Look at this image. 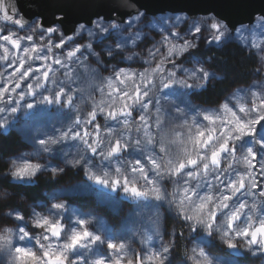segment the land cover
Listing matches in <instances>:
<instances>
[{"label":"snow or ice","instance_id":"1","mask_svg":"<svg viewBox=\"0 0 264 264\" xmlns=\"http://www.w3.org/2000/svg\"><path fill=\"white\" fill-rule=\"evenodd\" d=\"M124 6L117 0H103L99 5L101 10L96 12L94 17L74 22L70 29L73 35H66V21L62 16L46 22L42 16L36 15L31 18L28 26L38 33L42 43L34 42L31 35L22 37L0 33V40L10 44L17 52L23 53V56H13L16 63L12 65L14 71L11 74L5 78L4 73H0V105H3L0 107V114H7L0 120V130H3L0 134L7 132L8 116L14 117L17 113H23L30 120H40L53 115L48 111L52 107L59 106L58 108L63 109L62 98L69 105L72 104L73 89L68 83L73 80L72 65L78 62L84 65L89 56H97L93 49V40L104 41L119 37L114 41V45L106 48V54L113 58L120 56L128 61L133 60L132 55L125 54L130 51L129 42L135 45L137 40L141 39V33L137 31L127 37L123 33L140 22L145 13L135 4H127L128 8L136 10L128 15H121ZM0 15L5 21H11L24 28L22 21L14 19L10 14L3 0H0ZM174 19L176 22L172 24V28H178L179 24L186 20L191 21L187 36L165 28L168 35L163 36L160 42L148 50V59L145 63L149 67L144 71L135 72L120 67L113 69L111 76L106 80L97 73L100 82L95 84V87L98 89L100 84H103L109 89V94L115 88L116 81L120 84L130 82L122 90L118 100L113 97L106 105L107 118L122 124L126 130L135 128L136 132L142 135L128 138L118 135L106 140L97 135L96 139L89 140L86 137H91L93 133L86 131L81 133L76 130L81 123L77 119L55 128L51 134L36 138L28 137L33 144L39 145L38 151L53 152L51 146L60 145L61 147L55 151L57 155L62 156V163L55 166L46 163L41 168L39 163L28 162L26 156L18 157L13 163L14 174L24 183L30 182L25 178L36 177L38 172L55 177L68 170H75V173L84 178L68 189V195L85 201L94 200L97 205L109 209L115 215H119L125 201H130L133 207L128 216L122 217L124 228L106 227L94 232L88 227L91 221L84 218L89 215L88 213H74L77 218L73 225L63 220L64 213L71 204L64 202L67 198H56V202L51 204L54 211L49 212L52 219L34 213V225L44 234V241H48L42 245V253L38 255L31 250L16 249L17 258L22 259L24 264H144L145 258L137 256L129 247V242L136 235L140 236L144 244H151L154 239L161 238L160 205L168 203L172 209L173 204L166 188L161 184L165 178L176 184L183 192L174 209L177 216L183 218L191 232L199 234L207 230L210 234L209 239L199 237L204 245L213 243L216 230L220 229L225 238L224 245L227 251L223 252V258L216 261V264H243L241 260L236 259L246 255L241 251L239 242L246 243L252 253L264 252V215L255 216V222H252L253 217L249 213L256 212L257 205L254 200L249 204L248 199H245L256 195L264 198V190L254 192L258 184L252 171L255 168L253 161L256 159L254 149L257 146L264 149V102L248 110L241 107L239 112L244 113V117L238 116L229 108L230 101L224 103L222 108L225 112L231 113L232 126L221 131L218 136H213L211 130L207 136L204 131L198 130L191 139L193 146L191 152L185 149L183 153L178 151L175 155L168 150L167 145L171 143V139L163 132L159 115L163 107L161 99L175 107L178 114L186 115L185 109L192 111L188 99L191 94L206 89L210 82L220 79L195 55L186 57L192 62L191 68H185L182 61L177 62L181 56L191 53V50L198 46L197 41L201 35L206 32L211 37L207 43H214L218 48L223 47L230 40L237 39L241 32L264 30V12L254 14L247 24L242 22L235 27H230L225 19L218 15H204L200 18L178 15ZM62 29L66 31L62 32ZM56 33H61L58 42ZM84 34L89 37L88 43L69 44L74 36L83 37ZM188 36L192 38L189 39ZM173 38L182 43L174 42ZM22 40H27L28 46H22ZM161 48L165 51L162 52ZM0 49L3 50L0 61L12 63L9 60L10 49L4 44H0ZM54 49H59L60 52L55 53ZM29 59L45 62L44 68L33 69L32 64L28 63ZM157 59L158 62L153 65L151 61ZM49 60L51 64L47 63ZM168 64L171 67H167ZM53 66L66 69L63 73L66 80L58 79L55 74L56 68ZM91 71L95 73L96 70ZM49 83L53 87H47ZM101 91L104 92V88ZM169 97L172 99H168ZM98 108L101 113L105 112V107ZM153 109L156 113L154 124L159 129L158 140L157 135L150 130L153 126L149 123ZM134 111L139 113V122L133 118ZM90 115L94 120L96 111H92ZM203 119L215 123L212 115L205 114ZM56 132H59V135H56ZM246 137L252 138L253 146L247 148V155L240 160L235 156L237 148L233 141L244 140L247 143ZM67 141L74 142L72 146L76 149L75 153L65 151L63 145ZM76 141L80 143H75ZM124 153L138 155L125 158ZM165 154L168 155L166 161ZM222 154H227L230 159L228 168L233 166V162L243 163L245 171H237L227 184L216 175L215 179L220 181L217 186L219 196L215 198L213 195L200 196L196 189H199L201 184L197 183L190 187V182L201 176L206 178L214 169L219 168ZM260 155L264 157V152ZM145 159L151 165L150 169L144 166ZM113 161L119 165L114 170ZM260 170L264 174V159L260 161ZM149 172L152 175H149ZM172 195L175 198V193ZM193 196H197L198 200L192 199ZM149 208L153 209L154 216L150 218L151 224L146 232L136 233L127 228L128 224H134L137 218L143 217ZM14 212L18 213V210ZM260 212L264 213V199L261 201ZM15 220L19 222L15 225L19 231V239L23 241L30 235L31 230L23 216L17 214ZM34 235L35 233L32 234ZM130 252L132 256L129 255ZM169 253L170 247L161 245V250L147 259H155L159 264H165L168 260L166 254Z\"/></svg>","mask_w":264,"mask_h":264},{"label":"rangeland","instance_id":"2","mask_svg":"<svg viewBox=\"0 0 264 264\" xmlns=\"http://www.w3.org/2000/svg\"><path fill=\"white\" fill-rule=\"evenodd\" d=\"M182 16V17H189L187 14L183 13H164L159 15H144L142 17V20L140 22H137V24L130 29L127 32H124L123 35L125 37L129 36L130 34H135L137 31H140L141 33V39L137 40L136 44L133 45L131 42H129L128 48L130 51H128L125 55H132L133 60L128 61L126 59L121 58L120 56H117L115 58L110 57L106 54V48L108 46L114 45V41L118 39L119 37H112L111 39H107L104 41H97L93 40V49L97 53V56L99 57V62H97V56H89L87 61H85L84 65L79 64V62L75 65H72V76L73 80L68 82L71 85V88L73 91L71 92L73 96V102L71 105H69L66 101L62 98V103L64 104V108L60 109L59 106L52 107L48 111L51 112L54 115V119H51V117H44L40 120L32 119L30 120L28 117L24 116L23 113H17L15 116H8V123L6 124L7 132L14 131L17 133L20 138L23 140V143H25L26 147L23 149L19 154L16 156H12L18 159V157L26 156L28 162L36 164V163H51L52 165H56L59 163H62V156L56 154V149L60 148V145H52L53 152L51 153H45L42 157L40 155V152L38 151L39 145L33 146V143L28 137H32L34 135H38L41 131V129H48L49 134L53 133L55 128H59L63 125H67L72 123L74 120H80V125L77 126L78 131L83 132H89L93 133L91 137H86V139H96L97 135L102 139H108L112 138L118 135H122L125 138L128 137H135L137 135H142V133H137L135 128H132L130 130H126L122 124H118L115 120L108 119L107 118V107L106 105L108 103L101 104L100 102L102 100H106L108 102H111L113 97H116L117 100L119 99L120 95H122V90L128 86L130 82H125V84H120L119 81L115 82V88L111 91V94H109V89L105 86L104 87V94L101 95L100 91L95 87V84H99V79L97 78V73L99 77L104 78L105 80L111 76V73L113 69H119L120 67H125L126 69H129L131 71L135 72H142L146 68L149 67L147 63H145V60L148 59V50L153 47V45L157 44L162 40L163 36L168 35V32L165 31V28H167L169 31H178L182 35L187 36L188 29L190 27V20H186L184 23H180L178 28H172V24H174L176 21L174 17L176 16ZM203 15L197 16L195 18H200ZM169 17H172L173 19H167ZM20 15L18 17H15L14 19H20ZM21 20V19H20ZM5 20L2 18V15H0V33L3 34H15L19 36H27L31 35L33 37V41L36 43H42L40 36L37 32L32 31L30 27L27 24L22 30L19 29L20 25H17L16 27L10 24L4 23ZM39 23V22H38ZM154 25V27L152 26ZM62 32L63 29L61 30ZM61 33H56V40L59 41ZM47 37V34H45V38ZM187 38L191 39L192 37L188 36ZM174 42L182 43V41H178L175 38ZM211 37L205 32L203 35H201L197 41V47L195 49L191 50V53L185 54L184 56H181L178 59V63L181 61L183 62V66L185 68H191L192 62L190 59H187L186 57L190 55H195L202 63H204L207 68L212 71L209 66V60L207 58H203L202 56L196 54V50H200L204 47H208L213 44H209L206 41L210 40ZM89 42V37L84 34L83 37L80 36H74L73 41L71 43H80V44H86ZM229 42H235L239 46L243 47L249 52H253L257 56V72L254 77V79L251 81V83L247 86L239 87L231 91L229 94H227L221 102L217 106L208 107L201 105L193 100L190 96L189 102L192 106V111H188L185 109L186 115H180L174 111L171 110V105L165 100L161 99L160 103L163 105L160 115V120L162 122L161 128L163 132L167 133L170 129H175L180 133V140L185 141V143H170L167 145L169 149L172 151H180L185 146L188 147L190 150H192V144H187V137L191 133L194 136L196 135L197 131H204L205 135L207 136L209 133V130L212 131L213 136H218L221 131L226 130L228 127H231L232 124L230 123L232 117L230 112H225L222 108V105L226 102H229V108L233 112H236L238 116L244 117V113L239 112V109L241 107L245 108L246 110L250 109L254 105H260L262 102H264V30H255L252 32H241L238 34V38L234 40H230ZM22 46H28L27 40H22ZM0 44H4L6 47L10 49L9 53V60L12 61V63H8L7 61H0V73H4L5 78L11 74L13 69V64L16 63V61L13 59V56H23L22 52H17L15 49H12V46L10 44H7V42H4L3 40H0ZM250 45H255V47H249ZM161 51L164 52L165 49L161 48ZM55 53H59V49H54ZM3 54V50L0 49V55ZM51 55V54H50ZM159 59V57H158ZM157 60L151 61V63L154 65L158 62ZM28 63L32 64L33 69H43L45 62H42L40 60H32L29 59ZM48 64H51V60L47 61ZM56 68V76L59 80H66L64 76V72L66 69H61L59 66H53ZM167 67H171L170 64L167 65ZM95 69V73H93L91 70ZM94 81V83H93ZM47 87L51 88L53 87L52 84H48ZM67 91V89H66ZM168 99H172L169 97ZM96 105H100V107H105V112L101 113L99 111V108ZM0 107H3V105H0ZM183 107V105H181ZM92 111H96V118L93 120L90 113ZM153 114L151 116V119L149 120V123L152 124V128L150 129L151 132L154 135H157L159 129L155 126L154 121L156 119V113L155 109L152 110ZM208 114L212 115L215 119V123H211L209 121H205L203 119V115ZM7 114H0V120H3L4 117ZM133 118L136 119L137 122H139V113L137 111L133 112ZM87 121V123H85ZM186 125L184 127H181V125ZM190 126V127H188ZM66 130V129H65ZM3 130H0L2 132ZM56 135H59V132L55 133ZM159 139V136L157 135V140ZM172 139V137H170ZM245 140L247 143H245L244 140L242 141H233L235 144L237 151L235 152V156L242 160L244 156L247 155V148L252 147V138L246 137ZM72 141H67L64 143L63 148L65 151H69L72 153L76 152V149L74 146H72ZM75 143H80V141H76ZM83 147V145L81 144ZM158 151V148H157ZM256 159L253 161V164L255 165V168L252 170L255 176V179L257 181L258 187L254 190V192H259L261 190H264V174L261 173L260 170V161L264 159V157H261L260 153L264 152V149H260L259 146H257L255 149ZM138 155V153H124L125 158H132L133 156ZM163 155V154H161ZM19 162V161H18ZM230 162V159L227 154H222V160L219 168L214 169L212 171V174L208 175L206 178L201 176L197 180H193L190 182V187L194 186L195 184L199 183L201 184V187L199 189H196V191L199 193L200 196L203 195H213L214 198L216 196H219V191L217 190V186L220 184V181L215 179L216 175H219L221 180L224 181V184H227L228 180L235 176L236 172H244L245 171V165L243 163H235L233 162V166L231 168H228L227 165ZM143 164L146 168H151V165L148 163V161L145 159L143 161ZM116 166H119L116 161H113L112 163V169ZM75 170H68L64 174H60L58 176H51L47 173V176H51V178L56 179L58 181L59 178L63 179L65 178V183H59L58 186L54 189L46 192L44 194V197L40 201L36 202H22L24 208L21 209L19 207H7L11 211H19L23 214L25 218V222L28 225V228L31 230L30 235L35 233V235H39L41 233V230L36 228L34 225V213L38 216H47L49 219H52L53 217L49 215L50 211H54L51 209V204L56 202V198H67L64 202L70 203V208L64 213L63 220L67 221L69 223H72L74 225V222L77 218L74 213L78 214H85L88 213L89 215H86L84 218L89 219L91 223L89 224V229L96 232L97 230H103L104 228H124V224L122 223V217H126L129 215L133 205L130 201H125L121 207L119 215L113 214L109 209L104 208L102 206H99L96 204L94 200H82L80 198H75L70 195H68V189L72 186L79 183V181L84 178L82 175L78 178L70 179L67 178V174ZM149 175H152L151 172H149ZM143 183V181H141ZM161 184L166 188L167 193L169 194V199L173 200L172 209H175L176 204L179 203V197L183 195V192L178 189V186L176 184H173L168 178H165L161 181ZM173 193H175V198L173 197ZM191 195V193H189ZM192 199L198 200L197 196H193ZM245 199H248L249 204L252 203L254 200L257 209H256V216L264 215V213L260 212V206L261 201L264 198L259 197L258 195L252 196V197H245ZM73 200L75 203L71 202ZM169 209V205H165V209L162 210L161 214V220H160V233L161 238L154 239L151 244H144L141 242V238L139 235H136L135 238L129 242V247L134 250L135 254L137 256L144 257V264H159V262L155 259L149 260L147 259L150 256H153L154 253L159 252L161 250V245H168L170 247V253L166 254L168 255V260L165 262V264H186V258H175L174 257V251L176 250L175 242L178 236V224L180 221L184 222L182 217H178L175 210L173 211H167ZM2 211V210H0ZM247 211V210H246ZM250 214V213H249ZM154 216L153 212L145 211L143 217L137 218L139 222L138 227H133V224H128L127 228L134 230L136 233L139 232H146L149 228V225L151 224V217ZM243 220V217L241 218ZM8 224H16L19 223L15 219H7L5 220ZM172 222L173 225L170 227L168 226V223ZM186 228V235L185 237L188 240V244L191 245L192 236H202L200 233H192L190 234L189 227L185 224ZM220 233L216 232L214 235L213 243H210L207 245L209 250L212 252V254L215 256L216 261L223 258V253H215L214 249L217 248V246L221 247L223 251H227L226 245L221 243L219 240L215 239V237H219ZM45 243H48V241H45ZM218 252V251H217ZM130 256H132V252L129 253ZM237 260H240L239 257L236 258ZM247 264H260L259 254L257 257L251 258L247 260Z\"/></svg>","mask_w":264,"mask_h":264},{"label":"trees","instance_id":"3","mask_svg":"<svg viewBox=\"0 0 264 264\" xmlns=\"http://www.w3.org/2000/svg\"><path fill=\"white\" fill-rule=\"evenodd\" d=\"M196 54L207 58L209 60L208 66L214 71L220 79L210 82L206 89L197 91L191 94L192 100L208 107L217 106L221 100L236 88L247 86L254 79L257 72V56L253 52H249L243 47L239 46L235 42H228L223 47H216L211 45L195 51ZM26 145L20 136L14 131L5 132L0 134V168L4 166L5 160L8 157L19 154ZM51 178V176H48ZM79 175L73 171L67 174V178H78ZM52 179L45 181L41 179L40 183L34 187L21 186L14 189L16 196H14L7 205L2 207H20L22 208V202H18L20 193H26L28 195L29 202H36L43 199L46 193L55 187L57 184L65 183V178ZM0 207V210H2ZM178 236L175 242L176 250L174 251L175 258L185 259L184 245L188 244V240L185 237L186 228L184 222H179ZM173 223L169 222L168 226H172ZM219 246L215 249L219 251ZM222 249V248H221Z\"/></svg>","mask_w":264,"mask_h":264},{"label":"water","instance_id":"4","mask_svg":"<svg viewBox=\"0 0 264 264\" xmlns=\"http://www.w3.org/2000/svg\"><path fill=\"white\" fill-rule=\"evenodd\" d=\"M102 2L103 0H3L14 18L21 14L24 26L36 15L42 16L46 22L62 16L66 21L67 31L64 29L66 35H73L70 29L75 21L94 17V14L101 10L99 5ZM117 2L125 5L121 15L134 12L135 8H128L126 5L135 4L150 16L167 12L183 13L194 18L200 15H218L224 18L230 27L242 22L247 24L254 14L264 12V0H117ZM5 22L15 25L11 21Z\"/></svg>","mask_w":264,"mask_h":264},{"label":"clouds","instance_id":"5","mask_svg":"<svg viewBox=\"0 0 264 264\" xmlns=\"http://www.w3.org/2000/svg\"><path fill=\"white\" fill-rule=\"evenodd\" d=\"M264 59V58H262ZM105 86L103 84H100V87L98 88V91H100L101 95L103 96L104 92L101 91ZM103 103H110L106 100H102L100 102ZM97 107L100 105H96ZM171 107V110L177 113V110L175 107ZM51 119H54V115L51 116ZM187 126L181 125V127ZM190 127V126H188ZM49 133L48 129H41L40 133L38 135H34L33 137H39L42 135H45ZM167 134L169 137H172L171 143H185V141L180 140V133L176 131L175 129H170ZM194 137L193 134H189L187 137V144H191V139ZM38 144H33V146ZM187 149L189 152L191 150L188 147L182 148L179 152L183 153V151ZM169 152L175 155L178 151L174 152L171 149H169ZM40 155L43 157L45 153H51V152H45V151H39ZM168 159V155L165 154L164 161ZM17 160L15 157H8L5 160L4 166L0 168V207L7 205L8 202L16 196V192L14 189L20 188L21 186H36L40 183L41 179L45 181H50L51 178L47 176V173L44 172H38L36 177L31 178H25V180H30L29 183H24L23 180L18 178L14 172L15 169L13 168V163ZM162 161V163L164 162ZM41 165V168H43L44 164L39 163ZM44 195V193H42ZM28 201V195L26 193H20L18 197V202H26ZM169 205L168 203H164L160 205V213L162 214V210L165 209V205ZM174 209H167V211H173ZM149 211L152 212L153 209L149 208ZM19 214L20 216H23L21 212H13L7 207H2V211H0V264H24L22 259L17 258V248H23L27 250H31L36 252L38 255L42 253V245L45 244L44 241V234L40 233L39 235H29L28 237H25L23 241L19 239V231L15 224H8L5 222L7 219H15L16 215ZM253 217V221L255 222V216L256 212L250 213ZM24 217V216H23ZM139 222L138 220L135 221L133 224V227H138ZM216 232H219V237H215V239L219 240L221 243L224 244V236L222 235L220 229H217ZM194 232L190 231V234ZM205 239H209L210 234L207 230H204L200 233ZM239 247L243 253L246 255L241 256L240 260L243 262V264H247V260L257 257L259 254L260 264H264V252H255L252 253L251 250L248 248V245L244 242H239ZM85 256H87V253H85ZM186 256V264H216V258L212 254V252L209 250V248L204 245L201 242V239L199 236H192L191 245L186 249L185 251Z\"/></svg>","mask_w":264,"mask_h":264},{"label":"bare ground","instance_id":"6","mask_svg":"<svg viewBox=\"0 0 264 264\" xmlns=\"http://www.w3.org/2000/svg\"><path fill=\"white\" fill-rule=\"evenodd\" d=\"M57 17H60V16H57ZM69 43H71V42H69ZM192 100V99H191ZM16 156V155H15ZM71 202H73V203H75L73 200H71ZM23 205V204H22ZM23 208H24V206H22ZM20 208V207H19ZM21 209V208H20ZM190 246V244H186V246L184 245V252L186 251V249L188 248ZM219 251L220 252H217L215 249H214V252L215 253H223L224 251L221 249V247L219 248Z\"/></svg>","mask_w":264,"mask_h":264},{"label":"flooded vegetation","instance_id":"7","mask_svg":"<svg viewBox=\"0 0 264 264\" xmlns=\"http://www.w3.org/2000/svg\"><path fill=\"white\" fill-rule=\"evenodd\" d=\"M20 15V17H21V14H19ZM16 17H18V15L16 16ZM21 19V21H22V17L20 18ZM5 23V22H4ZM6 24V23H5ZM29 24V23H28ZM13 26H15L16 27V25H13ZM25 27V26H24ZM19 29H21L22 30V28H20L19 27ZM63 31H64V29H63ZM71 42V41H70Z\"/></svg>","mask_w":264,"mask_h":264}]
</instances>
